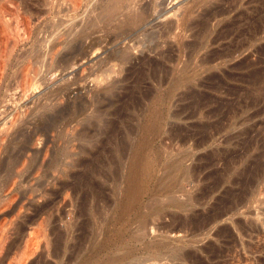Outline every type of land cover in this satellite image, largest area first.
<instances>
[{
    "label": "rangeland",
    "instance_id": "obj_1",
    "mask_svg": "<svg viewBox=\"0 0 264 264\" xmlns=\"http://www.w3.org/2000/svg\"><path fill=\"white\" fill-rule=\"evenodd\" d=\"M198 1L157 0L143 31L130 33L129 9L83 0L79 12L95 11L77 63L64 70L53 39L76 14L71 0H0V122L20 99L36 119L52 92L57 109L88 105L59 117L53 163L35 174L30 160L15 169L8 155L18 147L0 143V210L41 213L4 243L0 264H264V0H224L234 9L188 55L198 27L180 37L165 29L172 21L179 33L176 16L193 20ZM229 44L240 46L232 57L203 62ZM130 172L140 179L133 199Z\"/></svg>",
    "mask_w": 264,
    "mask_h": 264
},
{
    "label": "bare ground",
    "instance_id": "obj_2",
    "mask_svg": "<svg viewBox=\"0 0 264 264\" xmlns=\"http://www.w3.org/2000/svg\"><path fill=\"white\" fill-rule=\"evenodd\" d=\"M82 1L83 0H71L74 12L76 14L73 17L70 16V20L68 22H66L67 20H65L66 23L63 20L62 22H64L65 24H67V23L68 24L65 25L63 28L59 27L57 33L55 32L57 35L55 34L56 35L55 38L53 37L54 38L53 39L54 40L53 47L55 45H58V46L60 45L61 47H63L64 53H62L63 50L61 48L62 52H60V53L63 54V55L61 56L60 53H59L58 56H61V58L58 61V64H59V67L63 68L64 70L68 69V68H71V66H74L77 63V61H78L77 56L79 55V51L82 48L83 42L85 40L84 30H85V26L89 22V14H92L95 11V10H93V11H91L88 14L87 13L86 14H82V12H79L80 8H81V5H82ZM140 1L141 0H95V2L97 4L103 5V3H104L105 4V8L109 7V9L111 10V12H113V14L114 13L117 14V13L125 11L126 9H129L128 13L125 14L124 23L127 26L133 25V28H131L130 31H129L130 33H133V32L134 33H139V32L143 31L141 29L143 28V26L145 24H147V21L149 20V17L146 14L145 10H146V8L148 7L149 4L154 6L156 4V2H157V0H143V4L139 5L138 3ZM223 1L224 0H199L197 3H194L188 10L189 14H191L192 12H195L197 10L198 11L200 10V12H197L196 14H194V15H196L195 18L193 20H191V19L188 20V18H182L181 16H176L180 21H182L181 22L182 27L180 28V32L179 33H175L174 32L175 25H174V23L172 21H170L168 26H167L168 28L165 29L166 30V34L174 33V35H176L177 37L178 36L180 37V35L182 33H184V35H185V33L189 32L190 30L194 31V29H196L195 27L197 26L198 27L197 33L196 34L191 33V34L195 35L197 40L189 45V48L186 50V52H187L188 55H192L197 50H200L201 48L207 47L208 42L210 40V34L212 33V31H211L212 28L210 27L211 23L214 22L215 24L219 25L221 22H223V19H225L227 17V15H229V13L234 9V5L233 4L226 5ZM177 15H180V14L177 13ZM184 17H186V15ZM55 25L53 24L52 26H55ZM31 26L32 25H31V21H30L28 23V27L31 29ZM210 28H211V30H209ZM222 28H224V26ZM223 30L224 29L220 30V32L212 39L211 43H214V42H217V41L219 42V39L222 36H224ZM209 31H211V32H209ZM163 33L166 36L165 32H163ZM257 33H259L258 30H256L254 36ZM53 34L54 33H52V35ZM170 35H172V34H170ZM225 35H226V33H225ZM171 37H173V36H171ZM179 42H180L179 45L181 46V47H179V50L180 51H182V50L184 51V47H186V45L185 46L183 45L184 44L183 41L179 40ZM168 46H169V49H171V48L173 49V46L171 48H170V45H168ZM239 47L240 46H232V45L229 44V45H222V46H220L218 48L212 49L208 53L205 54V56L203 58V62H206V63L209 62V63L213 64L212 62L214 60L217 61V58L218 59L219 58L223 59V57L231 56L233 54V52ZM51 48H52V46H51ZM166 49H168V48H166ZM164 51L162 50L161 53L163 54ZM186 52H185V54H186ZM128 58H129L128 56H123L122 57V62L123 63L127 62L126 60ZM227 58H230V57H227ZM171 59L172 58H170V60ZM174 60H176V58ZM231 60H232V58H231ZM109 61L110 60H107V61L103 62L104 66L108 67V62ZM217 62H219V61H217ZM159 63H162V62L160 61ZM170 63H171V61H170ZM237 64L238 65H242L243 68H244V66L247 65V61L243 60L241 62H238ZM154 65H156V64H154ZM160 67H162V65ZM148 70L150 71V69H148ZM146 73L148 74V72H146ZM145 76H146V74H145ZM255 77H256V81H259V80H257L259 78L261 80L263 79L261 77L260 73H258V72L255 74ZM50 78H52V76ZM110 79H112V78H110ZM110 79H108V81ZM154 79H156V77ZM31 81L32 80L30 79V76H27L26 80H25L26 85L27 86L32 85ZM108 81H106V82H108ZM158 81H160V79H158ZM47 83H49V82H47ZM109 83L110 82H108V85H110ZM103 88H104V86H103ZM56 97H58V96L56 94H54V92H52L44 100V102L42 100L43 103L41 102L42 104L39 105V107H41V113H40L39 117L36 116V119L35 118L31 119L30 118V113H28L26 109H24L22 111L19 110L20 109L19 107L21 105L20 101L22 100V99H20L19 101H16L14 103V105L12 104L13 106H12V112H11V119H9L7 123L4 122L3 119L1 120V122H0V143L1 144H5L7 142V140H8L9 146L14 145V148L16 146L18 147L17 148V152L15 154H9L8 155L9 162L12 163V165H13V167L15 169L20 167L22 164L23 165L26 164V162H28L27 160H30V162H32V164H34V166L32 168V171H31V173H33V174L37 173L39 168H41L42 166L50 167L52 165V163H53L52 152H53V149H54V147L52 145L53 144L52 142H54L53 138H52L53 137L52 135H53V130H54L55 126H56V123L60 119L59 117H61L63 115H64L63 117H65V115L67 113L69 114V113L74 112V111H76L77 113H79L80 111L84 112V108L86 109V107L88 106L87 103L85 105H83V103H80L82 101L81 100L78 104L75 103L76 105L75 104L74 105L68 104V105L63 106L62 108H58L57 109V107L53 106L54 104H52V101H54V99ZM59 98H60V96H59ZM95 99H97V98H95ZM84 103H85V101H84ZM97 108L95 109L97 111H100L102 109V108L100 109V107H99L100 110L97 109ZM97 111L96 112L94 111V112L96 114H98L99 112L97 113ZM92 114H93V112H92ZM99 115H101V114H99ZM93 116H95V115H93ZM97 117H99V116H97ZM99 118H98V120H99ZM101 121H102V119H101ZM27 124L29 125V128L25 127ZM27 128L29 129V131L27 130ZM44 137H45V139H44ZM138 156L139 155H137V157ZM138 158H141V157H138ZM141 160H139V159H137L135 157L133 159V161H132V163L134 164L132 166L134 168L135 167H139V166L142 167L143 163L141 162ZM6 161H7V158H5L3 160V162L0 165V168L3 167V164H5ZM135 170H136V172H138V170H141V169H138V170L135 169ZM17 172H18V170H17ZM131 173L133 174V177H134L135 176L134 173L130 172V174ZM33 174H30V176H32ZM14 177L15 176H13V179H14ZM10 178L12 179V177H10ZM131 179L132 180H130V192L128 194V199L135 198V196L138 193L139 188H140L139 187V180L140 179L137 178V176H136V178L134 177V178H131ZM15 181H14V183H15ZM10 185H11V183H10ZM11 188H12V186H11ZM5 189H7V187ZM5 189H4V191H5ZM8 189H9V186H8ZM10 191H11V189L8 190L9 194L7 196L10 199H8V198L7 199H8V201L12 200V202H14L15 199L12 198L14 194L12 195L13 192L10 193ZM44 192H47V190H44ZM12 202H10V203H12ZM17 203H18V201H17ZM6 206H4V207H6ZM10 206L12 207V204L7 206L6 208H8ZM19 206H20V204H19ZM31 206H33V204H31ZM18 207H17V205H14L13 209L9 210L8 212H5L7 210H5V209L3 210V208H1V210H0V214L4 213L3 214L4 217L1 218L2 221L0 220V255L2 254V252H4L3 251L4 248H5V246H3L4 243L8 239H10L13 234H19L20 236H23L22 233H24L25 227L28 226V224L30 223V221H32V219H34L37 215L39 216L41 214L39 209H36L35 215L30 217V218H28L27 216L25 217L23 215V209H22L23 207L21 208V206H20L19 207L20 209L17 210ZM12 239H14V238H12ZM10 247L11 246H9V248ZM32 248L33 247L30 246L29 250L27 252L28 253L31 252ZM2 257H3V255H2ZM4 258H5V256H4ZM4 258L1 259V257H0V262L3 263L4 262ZM115 259H114V261H115ZM18 263L20 264L19 261L17 262V264Z\"/></svg>",
    "mask_w": 264,
    "mask_h": 264
}]
</instances>
